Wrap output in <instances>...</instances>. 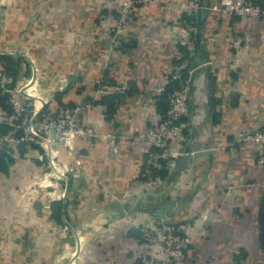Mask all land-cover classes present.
I'll return each instance as SVG.
<instances>
[{"label":"crops","instance_id":"0c3cea01","mask_svg":"<svg viewBox=\"0 0 264 264\" xmlns=\"http://www.w3.org/2000/svg\"><path fill=\"white\" fill-rule=\"evenodd\" d=\"M167 1L136 6L119 33L113 0H0V70L16 69L0 75V97L20 87L46 110L80 107L81 124L118 146L111 155L109 138H78L79 164L66 147L55 161L30 143L1 154L0 264H140L138 227L154 218L192 235L187 264H264V169L244 139L264 125V18L201 0L187 154L155 187L145 169L160 160L139 137L166 108L169 73L186 55L185 19ZM7 106L0 98V132Z\"/></svg>","mask_w":264,"mask_h":264},{"label":"built area","instance_id":"2783aa9c","mask_svg":"<svg viewBox=\"0 0 264 264\" xmlns=\"http://www.w3.org/2000/svg\"><path fill=\"white\" fill-rule=\"evenodd\" d=\"M155 1L158 0H113L119 14L116 31L119 33L123 31L129 18L134 15L136 6L150 5ZM219 2L223 14L234 15L250 22L264 18V7L250 0H219ZM167 4L190 18L183 22V32L179 41L185 48L186 55L173 65L169 73V81L173 87L167 95L166 109L156 115L153 125L139 138L156 150L157 158L165 162V169L168 170L185 153L186 132L190 126L189 94L192 89L191 79L194 69L191 62L197 45L193 32L196 17L202 10V1L168 0ZM1 73L2 70L0 75ZM127 88V83L123 82L119 91L123 92ZM162 89H164L162 86L156 89L151 87L146 94H156ZM2 91L7 95L6 103L11 112L6 121L7 128L0 132V154L12 146L30 143L42 148L55 161L60 155V148L66 147L70 150L74 162L79 164L80 159L73 151L75 141L78 138L97 135L109 138L111 155L118 151L114 134H97L93 127L81 124L80 107L60 104L55 110L50 111L43 108V101L33 99L20 87H3ZM147 105L148 102L145 101L143 106L147 107ZM244 139L256 145L258 150L256 164L264 169V125L257 131L244 133ZM48 169L54 177L64 176L65 171L58 165L50 166ZM152 173L151 166L145 169V174L151 176V185L156 187L161 179ZM138 230L140 238L137 244L141 248L140 264H187V250L192 235L183 225L154 218L138 227ZM112 264L125 263L113 261Z\"/></svg>","mask_w":264,"mask_h":264},{"label":"trees","instance_id":"16d2710c","mask_svg":"<svg viewBox=\"0 0 264 264\" xmlns=\"http://www.w3.org/2000/svg\"><path fill=\"white\" fill-rule=\"evenodd\" d=\"M253 3L254 4H259V3H256V2H254L253 1ZM182 17H183V19H185V20H190V18H188L187 16H185V15H182ZM9 59V58H8ZM3 60V59H2ZM13 64V63H12ZM15 67V65L13 64V67H5L3 70H2V74L1 75H3V76H5V77H10V76H13V75H15L16 74V69L14 68ZM172 87H173V84L172 83H170V81H169V76H168V83H167V86H166V89H165V92L163 93V97H167V95H168V93L170 92V90L172 89ZM1 99H3V100H5L6 98H7V95L4 93L3 94V96L2 97H0ZM7 104V103H6ZM62 104H66V103H62ZM8 105V104H7ZM67 105H69V104H67ZM8 107V110H7V112H9V105L7 106ZM166 107H167V105H166ZM166 109V108H165ZM164 109V110H165ZM7 151H9V150H5L3 153H5V152H7ZM2 153V154H3ZM1 155V154H0ZM159 164V163H158ZM156 168V167H155ZM152 170H153V173H152V175H158L159 177L160 176H163L164 174H165V172H166V170L167 169H165V162L164 161H162V160H160V165L156 168V169H153L152 168Z\"/></svg>","mask_w":264,"mask_h":264},{"label":"water","instance_id":"95a60500","mask_svg":"<svg viewBox=\"0 0 264 264\" xmlns=\"http://www.w3.org/2000/svg\"><path fill=\"white\" fill-rule=\"evenodd\" d=\"M196 41H197V39H196ZM115 140H116V139H115ZM115 142H116V141H115ZM184 152H185V153H184L182 156H180V157H183V156H185V155L187 154V150L185 149V146H184ZM180 157H179V158H180ZM179 158H178V159H179Z\"/></svg>","mask_w":264,"mask_h":264}]
</instances>
